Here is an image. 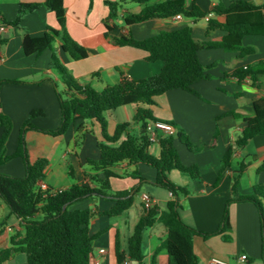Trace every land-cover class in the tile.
Wrapping results in <instances>:
<instances>
[{
    "label": "crops",
    "instance_id": "crops-1",
    "mask_svg": "<svg viewBox=\"0 0 264 264\" xmlns=\"http://www.w3.org/2000/svg\"><path fill=\"white\" fill-rule=\"evenodd\" d=\"M44 1L0 0V12L7 22H12L17 16L20 3ZM106 1L115 3L119 0H65L67 30L71 37L87 50L89 54L87 59L73 60L62 51L60 42H56L54 47L60 57L67 62L85 63V65L90 63L86 77L91 78V81L96 79L99 83L104 81L107 86L119 83V71L134 80H142L157 75L163 68L161 62H148L147 54L141 50L117 46L116 38L131 35L137 40H143L161 32L189 26L193 30L194 38L200 43H217L223 39L226 32L221 29L210 30L209 21L224 24L227 15L216 14L214 11L216 8L226 9L239 1L256 7L264 4V0H186L187 9L191 10L196 5L205 16L188 18L182 15V20H177L175 17L152 19L128 26L124 22L125 17L128 14H138L142 6L134 3L133 0H126L120 7L119 17L107 20L109 9L105 4ZM210 13L213 16L207 21ZM6 27V32L0 33V81L22 82L3 83L0 86L1 111L13 122V129L6 145V154L11 156L17 151L24 123L33 111L43 112V115L35 117L32 121L38 128L56 129L61 124L62 113L52 80L57 83L60 81L49 68L52 52L47 51L41 57H28L22 47L25 36L41 37L49 28L59 29V24L54 13L41 7L26 15L20 27ZM3 40L7 41L2 43ZM243 45L253 48L254 53L240 57L239 53L223 49H203L199 52L200 62L211 76L210 79L195 86L202 99L186 91L173 90L156 97L155 104L151 108L158 121L171 123L177 131H185L190 140L197 143V152L189 151L180 142H176V148L185 166H198L200 178L192 180L186 175L171 172L170 179L174 184L188 191L179 210L182 220L187 225L207 233L216 231L222 223L226 203L232 198L231 188L234 177H239L238 192L241 195H251L257 185L264 188V169H261L264 163V135L250 141L245 148L237 149L231 167L227 168L220 177L224 154L235 145L237 136L245 126L244 120L254 117V102L264 98V77H260L259 81L253 84L250 79L239 80L234 75L239 68L256 66L264 62V36H246ZM79 83L88 84L80 80ZM232 113L237 117L227 115ZM82 123V121L78 122L60 138H53L33 130L25 132L24 138L30 161L35 162L38 159L48 161L44 183L49 188L65 190L76 183L91 184L89 178L85 177L90 173L86 159L98 157L101 130L96 122L93 125L87 123L92 134H87L84 141L76 145V129ZM122 123L128 122H116L113 132ZM135 129L139 131L138 135L142 134L140 125H136ZM2 132L0 128V138ZM216 133L218 134L216 145L210 147ZM72 144L74 150L71 149ZM155 146L158 148L156 149ZM78 148L81 152L77 151ZM150 153L159 156V145L154 144L150 148ZM82 158L85 166L82 164ZM134 169L135 167H129L127 163L116 167L120 174L132 173ZM136 170L147 181L139 183L138 180L125 176L113 178L110 182L114 193L131 191L135 186L139 187L134 206L122 215L116 217L105 215L104 213L115 203L101 198L83 200L70 208V210L90 209L94 212L90 222V233L96 238L93 243L91 264H124V262L153 264L154 261L155 264H170L168 252L161 248L167 233L160 222H156L144 231L142 262L126 256L123 262L118 260L117 243L119 242L122 251L127 252L129 238L133 235L143 214L142 196L149 195L155 201L154 206L159 212L164 211L167 204L173 200L168 191L155 185L157 174L154 169L139 165ZM0 173L23 177L25 175L23 160L12 159L0 166ZM229 213L230 242L224 241L222 236L207 240L201 237L194 239V252L198 264H210L213 258L227 264H264L261 221L257 208L251 203H237L230 205ZM21 232L23 229L20 219L12 215L0 199V250L11 247L12 236ZM101 250L105 252L101 253ZM21 254L25 257L20 256ZM242 256L247 258L245 263L241 262ZM4 264H27V258L25 254L17 252Z\"/></svg>",
    "mask_w": 264,
    "mask_h": 264
},
{
    "label": "trees",
    "instance_id": "trees-1",
    "mask_svg": "<svg viewBox=\"0 0 264 264\" xmlns=\"http://www.w3.org/2000/svg\"><path fill=\"white\" fill-rule=\"evenodd\" d=\"M124 2L126 0L115 3L105 2L109 9L107 20L119 17L118 13ZM133 2L142 6V10L138 14H128L125 17L124 22L128 26L152 19L173 18L177 15L188 18L205 16L196 5L191 10L187 9L186 0H133ZM41 7L55 14L59 29L49 28L48 32L41 37L34 38L27 35L23 39L22 47L24 54L28 57H41L47 51L52 52L49 68L59 76L64 86V89L60 90L57 82L52 80L62 120L56 129L38 128L32 121L35 117L43 115V112L33 111L24 123L17 151L8 156L6 145L13 129V122L2 113L0 108V128L3 130L0 138V166L14 158H21L25 166V175L21 178L0 173V199L9 208L11 214L20 219L23 229V232L12 236L11 247L0 250V264L7 262L17 252L26 255L27 264H91L93 243L96 238L90 233V222L94 212L90 209L70 210V208L83 200L101 198L115 203L109 211L104 213L105 215L109 217L122 215L134 206L139 187L135 186L131 191L114 193L111 189V179L128 176L143 183L147 180L142 178L141 173L136 170L139 165L148 166L156 171L155 185L168 191L173 200L162 212H159L155 206L150 209L143 206V214L133 235L129 238L127 252L122 251L119 242L117 243V256L120 262H123L125 256L142 262L144 231L156 222H160L167 233L161 248L168 252L170 264H198V258L194 252V239L201 237L207 240L222 236L224 241L230 242L229 207L237 203H251L257 208L261 221L264 254V207L261 200L264 199L263 186H255L253 195H241L238 192L239 177H234L231 188L232 198L226 203L220 227L210 233L199 231L187 225L179 213L181 208L179 195L187 196V189L174 184L170 179V173L173 171H178L192 180L200 178L197 165L185 166L182 163L176 142H180L191 152H197V148L193 147L185 131L178 130L175 136H163L159 139L160 154L154 156L150 153V148L154 144L150 142L146 133L148 123L158 121L151 109L156 97L173 90H182L202 99L195 86L210 79L211 76L207 74L206 68L200 62L201 50L223 49L239 53L240 57L254 53L253 48L243 45V39L250 35L264 36V4L256 7L239 1L226 9L216 8L214 10L216 14L227 15V21L224 24L209 21L210 30L221 29L226 32L223 39L217 43H200L194 38L193 30L189 26L161 32L143 40H137L131 35L116 38L117 46L141 50L147 54L148 62H161L163 68L157 75L142 80H134L126 73L119 71V83L102 90L94 88L91 84L81 85L65 67L60 65L54 47L56 42L61 43L62 51L73 60H85L89 57L87 50L78 44L67 30L65 0L20 3L17 16L12 22H7L0 12V24L20 27L26 15ZM6 41L3 40L2 43ZM234 75L239 80L250 79L253 84H256L260 77H264V62L256 66L239 68ZM3 83L22 82L3 80L0 81V86ZM127 105L137 107L133 123L118 125L110 135L104 113ZM253 106L254 117L244 120L245 126L237 136L235 145L229 148L222 158L220 177L227 168L231 167L233 155L237 149L245 148L250 141L264 135V98L255 101ZM227 115L237 117L233 113ZM80 121L83 123L76 129V145H80L87 134H92L87 123L93 125L96 122L101 130L98 157L86 159L90 173L85 177L89 178L93 186L76 183L65 190L48 188L43 191L39 184L45 181L48 161L46 159L30 161L24 138L25 132L33 130L53 138H60ZM136 125L141 126L142 134L133 132V127ZM217 139L216 133L210 147L216 145ZM122 163L135 167L134 171L126 174L118 173L116 167ZM261 169H264V163ZM38 216H42V220H37Z\"/></svg>",
    "mask_w": 264,
    "mask_h": 264
},
{
    "label": "rangeland",
    "instance_id": "rangeland-1",
    "mask_svg": "<svg viewBox=\"0 0 264 264\" xmlns=\"http://www.w3.org/2000/svg\"><path fill=\"white\" fill-rule=\"evenodd\" d=\"M58 58H59V61H60V65L62 67H65L70 73L71 75L79 82V80L83 83H88V84H92V86L98 90H101L103 89V87L107 86L108 84H106L104 81L102 83H99L98 80H92L91 81V78H88L86 77V74L88 73V71L90 70V63H87L85 65V63H76V62H72V61H68L67 60H63L60 55L58 54V51L56 50L55 51ZM58 76V75H57ZM59 78V76H58ZM215 80V78H214ZM59 83L58 86H59V89L60 90H63L64 89V86L62 85V82L61 80L59 79ZM113 85V84H111ZM158 108V107H157ZM135 110H136V106L135 105H127V106H123V107H120L116 110H113V111H108L106 113H104V117L107 121V126H108V132L110 135L113 134V127L115 125L116 122L120 121V122H128V123H133V118H134V114H135ZM133 132L135 134H138L139 131H137V129H135V126L133 127ZM178 142V141H177ZM191 142L193 144V147L197 148L196 147V142H193L192 139H191ZM180 144V143H179ZM203 145V144H201ZM184 148H186L184 145H182ZM156 149L158 148L157 146H155ZM71 149L74 150V145L72 144L71 145ZM78 152H81L80 149L78 148L77 149ZM82 164L85 166V162H84V159L82 158ZM175 174H178V175H181V173H179L178 171H173ZM254 192L251 194L253 195ZM179 198H180V203H182V201L184 200V195H179ZM262 200V204H263V207H264V199H261ZM186 202V201H184ZM182 205V204H181ZM188 204L186 203L185 206H187ZM42 216H38L37 217V220H42ZM20 256H23L25 257L24 255H20Z\"/></svg>",
    "mask_w": 264,
    "mask_h": 264
},
{
    "label": "built area",
    "instance_id": "built-area-1",
    "mask_svg": "<svg viewBox=\"0 0 264 264\" xmlns=\"http://www.w3.org/2000/svg\"><path fill=\"white\" fill-rule=\"evenodd\" d=\"M213 16L212 13H210L207 17V21ZM175 19L177 20H182V15H177L175 16ZM6 26L3 24H0V33L6 32ZM146 133L149 137L150 142L153 144H158L159 139L163 136H175L177 134L176 128L168 122L164 121H155V122H149L147 127H146ZM40 188L45 191L49 187L44 183L41 182L39 184ZM142 201L144 203V206L146 209H150L155 205V201L149 196V195H143L142 196ZM10 231L12 230L11 228L9 229ZM105 250H101V253H104ZM247 258L245 256L241 257V262L245 263ZM124 264H127V262H124ZM210 264H227L226 262L213 258L210 261Z\"/></svg>",
    "mask_w": 264,
    "mask_h": 264
},
{
    "label": "water",
    "instance_id": "water-1",
    "mask_svg": "<svg viewBox=\"0 0 264 264\" xmlns=\"http://www.w3.org/2000/svg\"><path fill=\"white\" fill-rule=\"evenodd\" d=\"M101 177H103V175H101Z\"/></svg>",
    "mask_w": 264,
    "mask_h": 264
}]
</instances>
